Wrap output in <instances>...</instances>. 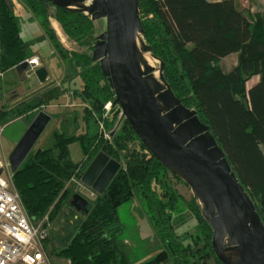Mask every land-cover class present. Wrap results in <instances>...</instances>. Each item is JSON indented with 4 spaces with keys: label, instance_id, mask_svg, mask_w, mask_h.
<instances>
[{
    "label": "trees",
    "instance_id": "16d2710c",
    "mask_svg": "<svg viewBox=\"0 0 264 264\" xmlns=\"http://www.w3.org/2000/svg\"><path fill=\"white\" fill-rule=\"evenodd\" d=\"M24 1L42 17L46 33L58 52L68 60L76 57L81 64L80 95L87 124L81 133L55 132L53 145L32 150L14 173L30 217L39 221L49 213L54 225L74 196L67 184L74 176L82 177L99 151L104 150L122 162L118 174L90 204L89 213L65 246L58 248L49 234L45 240L47 251L53 243L49 254L62 255L70 264H135L120 244L115 222L119 220L120 207L139 188L162 240L169 243V252L161 250L154 258L138 264H164L171 257L172 264H209L212 256L217 264H223L212 249L211 225L195 199L188 204L199 220L200 231L196 236L191 235V241L186 244L172 241L168 231L172 225L167 224L179 208L180 195L175 189L170 192L159 188L163 176L171 171L148 149L131 123L125 120L111 138L102 133L101 122L108 131L115 124L103 116L104 106L115 100V92L100 65L93 62L91 53L86 56L66 49L51 25V18L55 17L69 38L81 46L94 48L96 25L90 15L55 5L49 13L44 0ZM140 1L145 38L153 53L165 62L166 80L184 104L196 108L200 118L211 126L264 218V14L251 19L236 0ZM13 10V0H0L2 72L35 55L21 36ZM235 53L239 56L238 64L225 71L222 60ZM257 78L259 81L253 83ZM31 106L15 110L13 118L5 112L0 121L6 124ZM76 142L83 153L80 160L72 157V145Z\"/></svg>",
    "mask_w": 264,
    "mask_h": 264
},
{
    "label": "water",
    "instance_id": "95a60500",
    "mask_svg": "<svg viewBox=\"0 0 264 264\" xmlns=\"http://www.w3.org/2000/svg\"><path fill=\"white\" fill-rule=\"evenodd\" d=\"M44 1L49 13L55 5L104 23V30L95 37L91 58L115 92L114 104L122 109L112 136L128 120L161 163L192 188L195 202L213 230L212 249L223 264H264V218L211 126L196 108L184 104L166 80L165 62L145 38L141 1ZM151 61L160 64V74ZM29 66L24 61L18 68L27 70ZM35 73L42 82L50 75L45 66ZM52 120L51 114L40 110L30 124L18 118L5 126L4 136L16 145L10 154L14 173ZM121 168L122 162L101 150L82 180L103 194ZM71 203L84 215L89 213V200L84 196L75 194Z\"/></svg>",
    "mask_w": 264,
    "mask_h": 264
},
{
    "label": "rangeland",
    "instance_id": "374dc122",
    "mask_svg": "<svg viewBox=\"0 0 264 264\" xmlns=\"http://www.w3.org/2000/svg\"><path fill=\"white\" fill-rule=\"evenodd\" d=\"M241 1L242 3H253V1ZM13 7V12L20 23L21 36L28 43L30 50L39 55L40 66H45L50 75L45 82H42L33 71V68L25 71L14 67L3 72L0 77V92H2L0 93V111L3 108L2 104L5 103L6 107L19 104L20 106L17 107L19 109H25L29 104H32L33 106L29 107L31 115L28 116L27 123H31L38 114L36 112L40 110H45L52 115L53 120L36 143L33 149L35 150L42 144L46 147L53 145L55 132L75 134L86 129L87 124L84 117L86 113L81 103L84 101L80 95L82 66L75 59L76 57L68 60L58 52L46 33L42 17L35 14L24 0H13ZM55 23L58 25L55 26ZM51 25L55 28L59 40L66 49L80 55H90L93 50L92 47L81 46L69 38L61 24L55 19H51ZM95 25L94 36L96 37L105 27L101 20L97 21ZM93 62L91 61L89 67L94 64ZM238 62L239 56L235 53L224 58L221 65L225 71H230ZM154 63L157 67V74H160L158 70L160 64L156 61ZM8 114L11 118L16 116L14 111H10ZM104 114L105 110L103 116ZM93 121L92 119L88 125L92 126ZM3 143L7 152L11 154L15 144L5 136L3 137ZM72 157L75 160H80L83 157L78 142L72 145ZM159 185H161L159 188L162 190L166 188L172 192L175 189L180 195L179 208L175 211L171 223L167 225H172V228L168 230L172 235V241L178 240L186 244L191 241V235L196 236L200 231L199 220L188 204L194 203L192 188L172 172H167ZM71 187L74 188L75 185L72 184ZM90 190L91 188L88 192H85L86 188L83 187L80 193L89 200V204H93L99 193L94 192L93 197L88 196V194H92ZM143 200L141 189H136L134 197L120 207L119 220L115 222L120 244L129 253L132 262L135 264L154 258L161 250L169 252V243L162 240L158 226L148 213V207ZM84 216V213L73 206L71 202L65 206L58 220L52 225L53 230L51 229L52 233H50L58 248L65 246L72 239ZM52 248L53 243L51 241L48 251L52 252ZM50 255L54 264L68 263L67 258L62 255L54 252ZM172 263L174 261L171 257L164 264ZM208 263L217 264L213 256Z\"/></svg>",
    "mask_w": 264,
    "mask_h": 264
},
{
    "label": "built area",
    "instance_id": "2783aa9c",
    "mask_svg": "<svg viewBox=\"0 0 264 264\" xmlns=\"http://www.w3.org/2000/svg\"><path fill=\"white\" fill-rule=\"evenodd\" d=\"M39 55H33L15 67L18 68L24 61L30 62V69L35 71L39 66ZM35 66H37L35 68ZM3 72L0 70V77ZM106 120L114 121L115 129L122 110L113 101L104 106ZM7 124L0 121V264H54L52 256L45 247V240L50 234L52 223L49 213L39 221L33 220L24 204L22 196L14 181V172L10 161V153L3 143V130ZM101 130L106 138H111L104 122ZM78 183V185H77ZM75 185V192L80 193L86 188L81 177L74 178L67 187ZM81 188V189H80ZM94 196L95 193L90 190ZM67 264H70L69 261Z\"/></svg>",
    "mask_w": 264,
    "mask_h": 264
},
{
    "label": "crops",
    "instance_id": "0c3cea01",
    "mask_svg": "<svg viewBox=\"0 0 264 264\" xmlns=\"http://www.w3.org/2000/svg\"><path fill=\"white\" fill-rule=\"evenodd\" d=\"M211 1H219V0H211ZM247 1H253V3L252 4H248L246 2L242 3L241 0H236L239 8L243 10L249 18L256 19L258 16L264 14V0H247ZM258 81H259V78L255 79L253 83H256ZM262 149L264 151V145H262Z\"/></svg>",
    "mask_w": 264,
    "mask_h": 264
},
{
    "label": "flooded vegetation",
    "instance_id": "af4514ba",
    "mask_svg": "<svg viewBox=\"0 0 264 264\" xmlns=\"http://www.w3.org/2000/svg\"><path fill=\"white\" fill-rule=\"evenodd\" d=\"M21 69H23V68H21ZM30 69V66L28 67V69L27 70H29ZM24 70V69H23ZM26 71V70H25ZM0 93H2V92H0ZM3 105V108H1V111H0V114H1V116L0 117H2L3 115H4V113L5 112H10V111H15V110H17V109H19V108H17L18 106L17 105H15V106H11V107H6V103L5 104H2ZM29 112V113H28ZM31 110H27L25 113H24V115H21L20 117H22L23 119H25L26 121H27V119H28V116H30L31 115ZM39 111H37L36 113H38ZM9 116V115H8ZM11 120H13V119H10L7 123H9ZM28 124H30V123H28ZM12 142V141H11ZM13 143V142H12ZM43 145V144H42ZM16 146V145H15ZM74 178H78L77 176H74L70 181H73V179ZM69 187H71V186H69ZM86 192H88L87 191V188H86ZM90 194H88V196H89ZM79 211H81V212H83L82 210H79Z\"/></svg>",
    "mask_w": 264,
    "mask_h": 264
},
{
    "label": "bare ground",
    "instance_id": "6f19581e",
    "mask_svg": "<svg viewBox=\"0 0 264 264\" xmlns=\"http://www.w3.org/2000/svg\"><path fill=\"white\" fill-rule=\"evenodd\" d=\"M52 19V18H51ZM57 21V20H56ZM58 22V21H57ZM59 23V22H58ZM58 24L57 23H55V26H57ZM94 49V48H93ZM151 63H152V65H155V63H154V61H151ZM85 184V187L87 188V191H89V186L86 184V183H84ZM71 190L74 192V195L75 194H80V195H82L81 193H78V192H75V190H74V188L73 187H71ZM86 192V191H85ZM83 196V195H82ZM73 199V198H72ZM72 201V200H71Z\"/></svg>",
    "mask_w": 264,
    "mask_h": 264
},
{
    "label": "clouds",
    "instance_id": "9594fccd",
    "mask_svg": "<svg viewBox=\"0 0 264 264\" xmlns=\"http://www.w3.org/2000/svg\"><path fill=\"white\" fill-rule=\"evenodd\" d=\"M52 19H53V18H52ZM35 55H37V54H35ZM39 67H41V66H39ZM39 67H38V68H39ZM35 71H36V70H35ZM110 101H113V102H114V100H110ZM116 105H119V104H116ZM119 106H120V105H119ZM120 107H121V106H120ZM121 110H122V109H121ZM18 118H22V117H18ZM18 118H15V119L11 120L10 122H12V121H14V120H16V119H18ZM24 120H25V119H24ZM10 122H9V123H10ZM9 123H6V124H9ZM121 128H122V126H121ZM121 128H120V129H121ZM120 129H119V131H120ZM119 131H118V132H119ZM111 137H112V134H111ZM98 153H99V152H98ZM84 173H85V172H84ZM82 177H83V175H82ZM82 177H81V178H82ZM82 181H83V180H82ZM83 182H84V181H83ZM89 188H91V187H89ZM91 190H92L93 192H97V191L93 190L92 188H91ZM97 193H98V192H97ZM84 197H85V196H84ZM85 198H86V197H85ZM71 202H72V201H71Z\"/></svg>",
    "mask_w": 264,
    "mask_h": 264
}]
</instances>
